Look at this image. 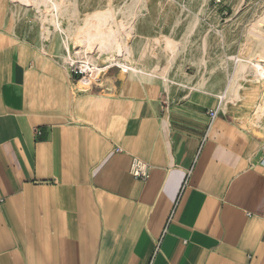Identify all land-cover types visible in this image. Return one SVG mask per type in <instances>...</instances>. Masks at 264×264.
Returning <instances> with one entry per match:
<instances>
[{"label":"crops","instance_id":"crops-1","mask_svg":"<svg viewBox=\"0 0 264 264\" xmlns=\"http://www.w3.org/2000/svg\"><path fill=\"white\" fill-rule=\"evenodd\" d=\"M0 2V264H264L251 88L214 120L221 88L195 79L115 66L82 88Z\"/></svg>","mask_w":264,"mask_h":264},{"label":"rangeland","instance_id":"rangeland-1","mask_svg":"<svg viewBox=\"0 0 264 264\" xmlns=\"http://www.w3.org/2000/svg\"><path fill=\"white\" fill-rule=\"evenodd\" d=\"M10 1L8 18L14 31L31 36L40 48L62 59L60 41L54 26L45 21V9L28 0ZM67 6L76 13L75 18H66L67 24L84 29L83 36L75 39L76 47L95 38L109 23L110 32L96 47L95 59L111 45L120 51L126 41L133 55L128 59L151 77L181 84L186 78L195 79L197 87L221 88L218 93L231 100L230 82L241 63L264 66V0H67ZM4 12L0 2V26ZM107 12L112 20L96 25L94 16ZM99 62L105 65L104 58ZM254 76L250 70L241 82L257 99L254 116L259 117L252 125L264 130V110L257 113L259 106L264 108V79L256 82Z\"/></svg>","mask_w":264,"mask_h":264},{"label":"bare ground","instance_id":"bare-ground-1","mask_svg":"<svg viewBox=\"0 0 264 264\" xmlns=\"http://www.w3.org/2000/svg\"><path fill=\"white\" fill-rule=\"evenodd\" d=\"M37 6L36 8L45 9V21L50 22L54 26L58 36V42L60 41V48L62 50V59L68 63V65L77 66L81 69L82 73L86 76L80 79L81 87L86 86L95 78L99 77L105 68L119 67L123 69L126 73L130 75H145L142 70L135 67L133 60L128 58L132 57V51L127 45L126 41L122 42L120 51L114 46H110L107 50L101 51L102 57L95 59L94 54L96 53V47L100 44L101 40L109 34V23L104 27V29L99 32L95 38H87L78 47H76L75 39L79 36H83L84 29L77 25L67 24L68 19L76 16V13L72 9H68L67 0H28ZM30 3V4H31ZM31 4V5H32ZM112 15L107 13H97L94 16V22L96 25L102 26V24L107 20H112ZM70 21V20H69ZM118 35L122 34V28L118 25ZM46 28V27H45ZM130 29V28H128ZM44 31V30H43ZM52 32V31H51ZM50 32V33H51ZM44 34V33H43ZM48 34V33H47ZM54 34V33H53ZM43 37V36H42ZM45 37V36H44ZM47 35L45 39H49ZM52 40V39H51ZM106 41V40H105ZM72 45L75 46V51L72 52ZM105 60V65H100V60ZM264 59V57H261ZM242 62V61H241ZM253 70L257 80L256 82H261L264 79V66L260 63H249V61L242 62L239 70L235 76L231 79L229 89L231 86L234 87L233 97L235 99L241 98V90L245 89V85L242 84V80H245L248 72ZM98 75V76H97ZM97 76V77H95ZM94 77V78H93ZM232 95V93H230ZM232 97V98H233ZM264 103V102H263ZM259 108V109H258ZM257 108V113H262L264 108ZM264 113H262L263 116ZM262 116L260 118H262ZM259 117V116H256ZM255 117V118H256ZM259 119V118H258ZM257 119V120H258ZM261 120V119H260Z\"/></svg>","mask_w":264,"mask_h":264},{"label":"built area","instance_id":"built-area-1","mask_svg":"<svg viewBox=\"0 0 264 264\" xmlns=\"http://www.w3.org/2000/svg\"><path fill=\"white\" fill-rule=\"evenodd\" d=\"M69 66L71 67L72 73L79 78L78 83L80 84V79H82L86 75L82 73V71L79 67L73 66V65H69ZM115 68L121 70L124 74H126V72L123 69H121L119 67H115ZM110 69H112V68H105L99 77L95 78L90 83L86 84V86H83L82 88H88L92 84L98 82L100 77L104 76ZM226 100H227L226 93L220 94V96L218 97L219 102H218L217 108L215 110L209 112V116H210L211 120H214L215 118L218 117V115L220 113H222L223 108L226 104L225 103ZM261 165H264V156L261 159ZM130 175L136 180H141L143 182H146L150 176V166L147 163H145L139 159H133L131 167H130Z\"/></svg>","mask_w":264,"mask_h":264}]
</instances>
